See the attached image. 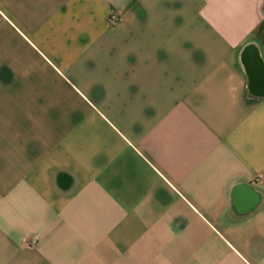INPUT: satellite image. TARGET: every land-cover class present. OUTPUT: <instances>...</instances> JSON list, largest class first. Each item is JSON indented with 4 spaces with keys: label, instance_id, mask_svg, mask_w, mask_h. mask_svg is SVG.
<instances>
[{
    "label": "crops",
    "instance_id": "crops-1",
    "mask_svg": "<svg viewBox=\"0 0 264 264\" xmlns=\"http://www.w3.org/2000/svg\"><path fill=\"white\" fill-rule=\"evenodd\" d=\"M0 264H264V0H0Z\"/></svg>",
    "mask_w": 264,
    "mask_h": 264
},
{
    "label": "built area",
    "instance_id": "built-area-1",
    "mask_svg": "<svg viewBox=\"0 0 264 264\" xmlns=\"http://www.w3.org/2000/svg\"><path fill=\"white\" fill-rule=\"evenodd\" d=\"M110 20H111V22H117V21L119 20V17H118L117 14H115V13H111ZM262 178H263V175L260 174L259 177H258L259 181H261Z\"/></svg>",
    "mask_w": 264,
    "mask_h": 264
}]
</instances>
